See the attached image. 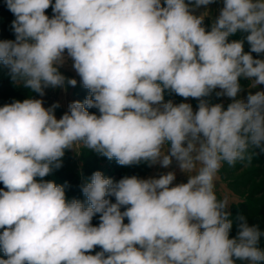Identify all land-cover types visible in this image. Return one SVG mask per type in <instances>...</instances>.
Masks as SVG:
<instances>
[{"label": "clouds", "instance_id": "obj_1", "mask_svg": "<svg viewBox=\"0 0 264 264\" xmlns=\"http://www.w3.org/2000/svg\"><path fill=\"white\" fill-rule=\"evenodd\" d=\"M4 3L0 71L29 95L0 106V264H264V231L217 194L225 163L264 153V0H222L209 25L217 0ZM67 58L89 94L58 119L41 98L77 85ZM80 149L186 182L97 170L69 199L48 178Z\"/></svg>", "mask_w": 264, "mask_h": 264}, {"label": "rangeland", "instance_id": "obj_2", "mask_svg": "<svg viewBox=\"0 0 264 264\" xmlns=\"http://www.w3.org/2000/svg\"><path fill=\"white\" fill-rule=\"evenodd\" d=\"M223 7L222 0H217V3L208 6L210 15L205 20V25H209L211 19L219 15V10ZM205 9L202 7L196 14L203 12ZM49 16L52 15L51 8L47 10ZM15 17L7 9L4 0H0V39H14V34L11 30V22ZM240 38L239 35L232 37V39ZM245 50L247 51V45H245ZM255 56V54H253ZM72 60L67 58L64 65L60 68L62 74L68 78H74L77 80V85L75 87L67 86L66 91L64 89H47L46 95L44 97H37L36 94H32L36 98H41L44 101L45 107H50L53 104H59L60 106L55 110V115L59 119L64 112L68 111V105L73 101H83L89 94L88 90L85 89L80 78L72 67ZM3 71H0V76ZM247 84V81L244 82ZM255 90H264V85L259 86ZM29 91L22 86L14 85L10 78L4 74L3 79H0V106L11 103L13 100H24L28 98ZM247 89L241 94L242 97H246ZM227 107L230 100L227 98L217 99L215 96L212 98V102H220ZM193 106L196 107L197 101L192 99ZM90 112H95L98 114L97 109H89ZM81 153L77 155L74 151H66L63 158V167L57 170L60 180L58 184L67 183L68 188L66 189V195L69 199L70 196L76 192L77 196H80L82 200L83 197L80 185L83 183L84 178L90 177L93 172L97 170H102L105 173L118 172L122 167H118L116 161L108 160L105 157L98 155L95 152H89L87 149H80ZM138 170L125 169L122 172L123 176L136 175L141 177L146 173V164L138 165ZM222 175L224 184L222 188L218 187L217 194L221 196L227 194L232 201L231 212L233 214V206L240 204L241 201L248 202L255 210L264 211V191L260 188L264 182V162L258 156L254 155L251 162H237L234 166H228L226 163L223 165ZM71 182V183H70ZM72 184V185H71ZM3 185L0 183V188ZM236 216L237 214H233ZM93 222H98V217L94 218ZM97 224V223H93ZM100 249L97 248L96 251Z\"/></svg>", "mask_w": 264, "mask_h": 264}, {"label": "trees", "instance_id": "obj_3", "mask_svg": "<svg viewBox=\"0 0 264 264\" xmlns=\"http://www.w3.org/2000/svg\"><path fill=\"white\" fill-rule=\"evenodd\" d=\"M3 77H4V73L1 74L0 79H3ZM257 151H259V150H257ZM256 156L261 158L262 162H264V153L256 154ZM112 161H115V160L113 159ZM117 166L122 167V168L119 169V171L115 172V173L114 172L113 173H111V172L105 173L102 170H100V171H102L106 177H111L113 180H119L120 178L123 177L122 172L124 169L126 171L134 170V166H131V167H123L120 165H117ZM137 170H138V167L136 166L135 171H137ZM48 179H52L58 184L59 180H60L58 172L55 171L54 174L51 177H49ZM260 190L264 191V182H263V185L260 188ZM70 198H77V199L82 200L80 198V196L76 195V192H74L70 196ZM238 213H241V214L247 216L250 224H258L260 226L261 230L264 231V211L263 210H255L248 202L241 201L240 204L233 206V214H238ZM234 217H235V215H234ZM93 223H98V222H93ZM235 234H236V228L234 225L233 230L231 232V235L234 236ZM261 246L264 247V238H262V240H261Z\"/></svg>", "mask_w": 264, "mask_h": 264}, {"label": "crops", "instance_id": "obj_4", "mask_svg": "<svg viewBox=\"0 0 264 264\" xmlns=\"http://www.w3.org/2000/svg\"><path fill=\"white\" fill-rule=\"evenodd\" d=\"M255 91H258V90H255ZM169 99L173 100L174 103L188 102V103H191L193 105L192 99H189L187 101H183V98H181L179 96H175V95H168L166 92L165 93V100H169ZM217 103H221V101L217 102ZM193 108L195 109L196 107L193 106ZM173 170L176 171V174H177V179H176L175 183L186 182V176L184 174L180 173L179 169L175 165V162L173 163L171 168H167V169L161 168L158 165L153 166V167H149L146 170L147 172L144 173L143 175H141L140 178L159 177V175H161L162 173H166L167 171H173ZM223 184H224V181H223V175H222V169H221L220 173H219V180L217 182V190H218V187L222 188Z\"/></svg>", "mask_w": 264, "mask_h": 264}]
</instances>
